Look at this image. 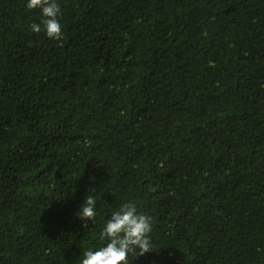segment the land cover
Returning <instances> with one entry per match:
<instances>
[{
  "label": "trees",
  "instance_id": "16d2710c",
  "mask_svg": "<svg viewBox=\"0 0 264 264\" xmlns=\"http://www.w3.org/2000/svg\"><path fill=\"white\" fill-rule=\"evenodd\" d=\"M57 2L59 40L0 0V264H82L125 203L129 264H264V0Z\"/></svg>",
  "mask_w": 264,
  "mask_h": 264
},
{
  "label": "clouds",
  "instance_id": "9594fccd",
  "mask_svg": "<svg viewBox=\"0 0 264 264\" xmlns=\"http://www.w3.org/2000/svg\"><path fill=\"white\" fill-rule=\"evenodd\" d=\"M27 8L41 10V23L30 25L33 32L39 33L44 30L50 39L59 40L62 37V26L58 19L62 13L57 0H28ZM95 205V198L87 195L77 212L84 221L85 228L89 221L95 223L97 215ZM151 231V217L138 214L134 204L125 203L111 214L100 233L101 240L107 239L106 245L96 250L84 251L82 264H129L130 253L135 258L156 250L151 244Z\"/></svg>",
  "mask_w": 264,
  "mask_h": 264
}]
</instances>
